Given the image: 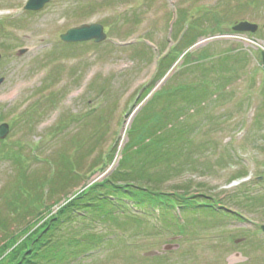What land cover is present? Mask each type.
<instances>
[{"label": "rangeland", "instance_id": "374dc122", "mask_svg": "<svg viewBox=\"0 0 264 264\" xmlns=\"http://www.w3.org/2000/svg\"><path fill=\"white\" fill-rule=\"evenodd\" d=\"M26 2L0 0V123L11 124L0 139V217L6 221L0 245L41 208L29 201L32 209L19 216L11 197L26 185L29 197L42 193L47 205L80 190L114 146L108 168L90 180L107 177L123 156L133 115L162 88L176 94L151 104L169 106L165 123L185 130L178 145L184 169L164 188L198 184L188 196L214 198L217 216L174 207L186 226L179 234L164 229L149 206L142 231L129 237L111 221L76 220L65 225L68 233L81 229L100 240L74 264H264V0H49L37 11L25 10ZM241 19L259 24L251 34L258 42L229 36ZM83 22L103 23L108 38L77 45L60 38ZM195 38L188 48L193 60L183 64L178 57L161 79L160 58L171 48L163 60L174 59ZM204 52L210 56L197 57ZM144 85L151 93L137 104ZM63 156L79 176L64 167ZM237 172L247 177L231 182ZM167 243L173 247L164 250ZM147 250L160 253L145 256Z\"/></svg>", "mask_w": 264, "mask_h": 264}, {"label": "trees", "instance_id": "16d2710c", "mask_svg": "<svg viewBox=\"0 0 264 264\" xmlns=\"http://www.w3.org/2000/svg\"><path fill=\"white\" fill-rule=\"evenodd\" d=\"M185 86L186 89H193L190 84ZM159 92L163 94L158 95ZM159 92L155 93L153 99L176 94L162 90ZM153 99L134 117L119 165L107 177L101 181L89 182L94 173L105 171L109 166L116 152L114 146L102 157L99 164L90 168L83 187L70 193L71 195L65 194L45 205V198H41L42 193L29 197L30 192L24 185L15 198L11 197L8 200V204L12 205L13 209L16 206L19 216L22 215L23 210L26 213L30 212L32 204L29 201L38 202V205L41 208L45 207V210L43 212L39 208L32 222L21 227L19 231L7 234L3 244L0 245V264H74L75 258L97 247L96 243L100 240L98 233L85 230L81 233V229H77L76 233H68L67 230L70 231L71 228L65 230L67 227L65 225L76 220L87 224L98 219L111 221L117 229L126 232L129 236L133 231L136 233L142 231L144 217L148 213L147 208L155 206L159 210L160 223L164 229L173 228L177 233L183 234L184 228L181 227L186 226L172 214V208L178 206L188 212L199 211L205 216H215L218 213L211 200L200 199L203 194L188 196L191 184L186 185V189L182 184L172 191L164 188L170 179L184 169L181 165L184 161L181 157L182 147L178 145L185 139L183 138L185 130L179 125L169 126L165 123L164 112L169 106L162 108L154 106L151 104ZM182 109L183 107L177 108L175 111L180 114L179 111ZM63 164L73 176H79L69 157L63 156ZM241 175L244 174L237 173L236 176ZM35 185L37 187L39 183ZM22 192L27 193L26 199H21ZM49 192L56 191L52 188ZM57 204H59L58 210L52 213V207ZM191 219L195 220L196 216ZM5 224L6 221L0 217V226ZM134 224L137 225V229Z\"/></svg>", "mask_w": 264, "mask_h": 264}, {"label": "water", "instance_id": "95a60500", "mask_svg": "<svg viewBox=\"0 0 264 264\" xmlns=\"http://www.w3.org/2000/svg\"><path fill=\"white\" fill-rule=\"evenodd\" d=\"M48 0H30L27 4L28 9L38 10L43 4ZM257 24H252L248 21H240L233 28L238 31H255L257 29ZM95 39L96 42L102 41L106 38L104 33L103 26L100 24H83L78 27L69 29L66 33L62 34V39L65 41H84L89 39ZM23 52V50H22ZM264 60V52H263ZM3 81V78H0V83ZM8 132V124H2L0 126V137L4 138ZM264 229V226H263ZM155 252H152V254Z\"/></svg>", "mask_w": 264, "mask_h": 264}]
</instances>
